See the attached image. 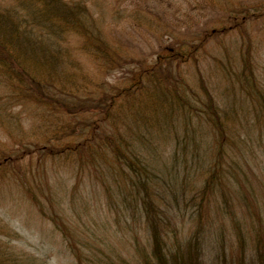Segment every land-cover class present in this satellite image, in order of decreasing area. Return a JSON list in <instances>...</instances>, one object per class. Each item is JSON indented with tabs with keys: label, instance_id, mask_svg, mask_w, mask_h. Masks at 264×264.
Listing matches in <instances>:
<instances>
[{
	"label": "trees",
	"instance_id": "16d2710c",
	"mask_svg": "<svg viewBox=\"0 0 264 264\" xmlns=\"http://www.w3.org/2000/svg\"><path fill=\"white\" fill-rule=\"evenodd\" d=\"M15 1L21 6H16L18 11L8 7L0 12V133L13 141L10 146L0 139V178L11 177L22 185L19 190L50 218L53 229L63 234L72 248V243L84 245V241L75 240V224L67 222L71 217L59 213L63 199L59 200L57 190L54 193L53 189L56 202L51 200L48 214L34 189L25 184L28 174L39 175L37 167L31 165L33 159L42 160V170L47 164L61 168L68 163L75 173L96 179L103 192L107 190L104 197L110 207L112 198L124 207L121 211L125 216L141 210L140 219L150 226V252L141 264H211L204 258L199 216L189 237L181 238L177 234L183 226H178L175 209L180 207L179 197L184 199L183 211L197 199L199 208L216 189L221 192L225 187L222 177L230 181L246 177L247 171L240 165L239 171H227L231 162L226 163V156L236 155L232 151L235 147L244 167L249 166L244 149L249 155L255 146L264 150V76L258 75L254 40L248 30L249 19L264 14L262 4L257 8L260 13L249 7L237 9L239 16L234 13L229 26L223 27L218 21L197 26L184 36L170 39L156 54L141 57L132 54L120 36L106 33L103 15L85 0ZM115 1L121 5L126 0ZM127 17L145 31L156 25L147 12L136 10ZM225 28L239 30V39L234 38L235 57H223L219 50V56L211 55V61L214 59L222 73L230 76L216 97L201 64L209 63V41L225 35L221 33ZM160 29L158 26L155 31ZM77 53L94 63L98 75L84 70ZM114 72L118 75L109 82L95 78ZM245 94L252 107L249 113L254 114L244 115L233 107L229 110L233 102H246ZM18 106L21 109L16 110ZM24 111L40 116L31 131L23 132L19 121ZM11 123L17 128L14 136L5 128ZM200 128L203 136L209 133L215 142L210 168L203 165L208 155L198 151L201 147L195 143ZM210 150L204 149L207 153ZM178 156L200 163L201 185H185L195 187L201 197L193 194L185 200V186L178 194L171 188V180L179 176ZM168 160L174 164L169 165ZM231 161L238 163L235 158ZM256 218H260L258 213ZM0 226L2 230L1 220ZM234 228L241 230L236 225ZM255 231L252 248L264 260V228L258 226ZM241 235L238 232L239 238ZM181 240L187 241L181 244ZM239 244L244 249L242 239ZM13 254L0 244V264H38ZM84 259L78 257V264H92L94 260L95 264H105L99 258Z\"/></svg>",
	"mask_w": 264,
	"mask_h": 264
},
{
	"label": "rangeland",
	"instance_id": "374dc122",
	"mask_svg": "<svg viewBox=\"0 0 264 264\" xmlns=\"http://www.w3.org/2000/svg\"><path fill=\"white\" fill-rule=\"evenodd\" d=\"M85 1L92 4L96 13L103 15L102 22L106 33L111 36H120L123 43L130 47V52L141 57L146 54L148 56L156 54L161 46L171 41L170 39L175 36H184L187 31L193 30L197 26L203 24L210 26L217 21L221 22L223 27L229 26L232 15L235 13L236 18L239 16L235 12L237 9L249 7L253 8L251 11L260 13L257 9L259 4H262L264 9V0H126L121 5L117 4L115 0ZM18 5L19 1L0 0V12L2 8L8 9V7L18 11L16 7ZM29 10L27 9L26 12ZM136 10L147 12L156 25L150 27L149 31H145L143 27L135 26L136 20L133 21L127 16ZM165 24L168 25L166 29L162 28ZM158 26L161 29L155 31ZM227 28L223 32L221 31L225 35H219L215 41H209L207 47L209 63L201 64L202 74L216 97L221 95L225 81L229 82L227 80L229 74L222 73L215 60L211 61V55L219 56V51H221L223 57L226 54L228 57H235L237 52L234 38L239 39L237 34L239 30L233 28L227 30ZM248 30L254 40V57H256V66L259 70L258 75L264 76V14L249 19ZM226 45H229L227 50L224 48ZM77 55L89 75H98L93 66L94 63L87 56L79 53ZM210 68H214L215 73L210 71ZM117 75L118 73L114 72L112 76L109 75L106 78H102V76L95 78L98 81L104 79L109 82ZM94 82L96 81L94 80ZM261 83L264 88V78ZM236 91V93L239 92L237 89ZM245 99L246 102L230 104L229 110L236 108L244 115L254 114L253 112L249 113L252 107L248 102L247 94H245ZM219 100L221 97L218 99L221 106ZM15 109L21 108L18 106ZM39 117L35 116L34 112H22L19 121H21L23 132L31 131L32 127H36ZM9 127L10 129H8ZM13 127L15 129L12 128V123L5 126L9 132L13 131L12 135L14 136L17 128ZM202 130L200 128L196 131L195 143L197 147L200 145L203 148H198V151L203 155H208L209 160L207 164L203 165L210 168L213 167L211 161L214 151H216L213 146L215 142L211 141L209 133H205L203 136ZM0 139L10 146L13 144V141L4 133H0ZM236 141L235 143L241 145V141ZM204 149L211 150L207 153ZM255 149L251 155H249L248 149L243 150V153L249 157L247 158L249 161L247 167H244L245 165L236 156L240 153L239 148L235 147L232 150L236 155L229 153L226 156L228 158L226 163L231 162L227 171L234 172V169L239 171L240 165L247 171L246 177L241 175L240 178L233 181L222 177L225 187H221V192L216 189L217 192L212 193L211 197L206 198L201 205L199 204V208L197 199L194 204L185 208L186 211H183L182 200L184 199L179 197L178 206L180 207L175 209V219L178 226L181 224L183 228L179 229L177 236L188 238L193 231L197 216H199L201 224L198 226V233L203 239L201 245L207 263L264 264V260L252 248L255 229L258 226L264 228V150L257 146ZM178 157L179 161H176V164L180 169L179 176L177 179L171 180V188L178 194L181 188H184L182 186H185V200L193 194H195V198L201 197L195 188L201 185L200 163L192 157L184 159L186 161L181 160L182 157ZM232 158H235L238 163L232 162ZM41 161L32 160L31 165L34 168L37 167L39 175L36 174L33 177L28 174L25 184H29L34 189L48 214L51 210L50 202L55 199L53 198V189L54 193L55 189L57 190L56 194H58L59 200L63 199L62 209L58 207V211L60 214L71 217L73 221L67 219V222L75 224L72 228L74 232L76 231L75 240L76 237L78 240L82 238L84 245L72 243V248H70L66 238H63V234L53 229L50 218L43 216L37 205L32 200L30 201L28 194L25 195L19 190L22 185L20 187L17 181L6 177L0 178V220L3 227L1 230L0 226V244L4 249L7 251L9 249L11 252L13 250V255L22 261L31 258L38 264L45 262L46 264H78L80 256L85 257L84 262H87L91 257L102 259L101 261L105 264H141L144 256L150 252V226L140 219L141 210H135L131 215L125 216L121 211L124 207L118 201H113L110 198V203L114 208L110 207L104 197L107 190L104 193V189L99 187L96 179L75 173L71 167H67L68 163L60 166L61 168L59 165L49 166L47 164L42 170ZM172 163L174 164L168 160L169 165ZM248 167L251 169L248 170ZM187 168H189V172H187ZM185 184H194L195 187ZM229 184L231 185L228 186ZM111 190L116 191L112 186ZM59 192L65 198L61 197ZM108 193L110 195V191ZM115 197L117 198V196ZM174 206L177 205L174 204ZM131 209L128 207V211ZM257 213L259 219L256 218ZM191 215L194 217L189 218L188 216ZM61 219L64 220V218ZM234 225L241 230H235ZM238 232L242 234L240 238ZM241 239L244 249L240 248L239 241ZM186 241L181 240V244H185ZM91 251L93 255H91ZM240 251H243V255ZM241 257L243 260H240ZM92 264H95V260Z\"/></svg>",
	"mask_w": 264,
	"mask_h": 264
}]
</instances>
